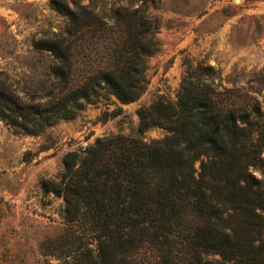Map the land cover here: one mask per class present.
<instances>
[{
	"label": "trees",
	"instance_id": "16d2710c",
	"mask_svg": "<svg viewBox=\"0 0 264 264\" xmlns=\"http://www.w3.org/2000/svg\"><path fill=\"white\" fill-rule=\"evenodd\" d=\"M72 19L65 38L33 45L52 57L40 87L22 97L0 83V120L15 134L41 135L85 105L107 96L128 104L147 90L155 19L130 6L116 11L108 65L76 83L70 38L90 23ZM217 79L211 66H190L176 99L159 95L137 110L135 131L68 152L63 173L42 182L63 197L66 229L42 242L41 254L56 264H264V184L253 174L264 175V118ZM123 114L116 106L98 122ZM155 127L168 134L144 141Z\"/></svg>",
	"mask_w": 264,
	"mask_h": 264
},
{
	"label": "rangeland",
	"instance_id": "374dc122",
	"mask_svg": "<svg viewBox=\"0 0 264 264\" xmlns=\"http://www.w3.org/2000/svg\"><path fill=\"white\" fill-rule=\"evenodd\" d=\"M123 6L144 10L156 21L159 50L147 59L149 84L139 100L120 104L107 96L38 136L15 134L0 120V264L57 263L41 254L40 245L66 229L65 202L45 193L42 182L63 173L68 152L110 133L135 131L141 106L159 95L176 99L190 66L213 67L217 82L246 96L264 118V0H0V83L11 84L22 97L40 87L52 57L47 51L33 54V45L65 38L75 15L90 25L70 38L74 83L108 65L116 39L111 19ZM94 15L99 24H91ZM116 106L123 115L98 122ZM167 134L155 127L142 137L150 142ZM253 174L264 184L261 171ZM148 259L157 260L153 251Z\"/></svg>",
	"mask_w": 264,
	"mask_h": 264
}]
</instances>
